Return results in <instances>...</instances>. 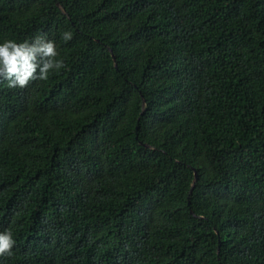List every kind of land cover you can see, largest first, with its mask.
<instances>
[{"label": "trees", "instance_id": "obj_1", "mask_svg": "<svg viewBox=\"0 0 264 264\" xmlns=\"http://www.w3.org/2000/svg\"><path fill=\"white\" fill-rule=\"evenodd\" d=\"M38 34L64 66L0 80V264H264V0H0Z\"/></svg>", "mask_w": 264, "mask_h": 264}, {"label": "clouds", "instance_id": "obj_2", "mask_svg": "<svg viewBox=\"0 0 264 264\" xmlns=\"http://www.w3.org/2000/svg\"><path fill=\"white\" fill-rule=\"evenodd\" d=\"M61 37L68 41L72 32L64 31ZM63 66L56 44L43 34L23 40L0 38V80L8 88H24L30 81L46 80L50 71ZM14 243L10 230L0 231V253H8Z\"/></svg>", "mask_w": 264, "mask_h": 264}, {"label": "water", "instance_id": "obj_3", "mask_svg": "<svg viewBox=\"0 0 264 264\" xmlns=\"http://www.w3.org/2000/svg\"><path fill=\"white\" fill-rule=\"evenodd\" d=\"M196 175H197V172L196 171H194V178L196 179Z\"/></svg>", "mask_w": 264, "mask_h": 264}]
</instances>
